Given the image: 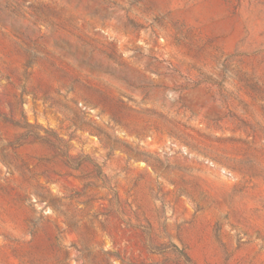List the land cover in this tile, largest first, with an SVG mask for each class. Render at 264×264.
Listing matches in <instances>:
<instances>
[{"label": "rangeland", "instance_id": "obj_1", "mask_svg": "<svg viewBox=\"0 0 264 264\" xmlns=\"http://www.w3.org/2000/svg\"><path fill=\"white\" fill-rule=\"evenodd\" d=\"M0 264H264V0H0Z\"/></svg>", "mask_w": 264, "mask_h": 264}]
</instances>
